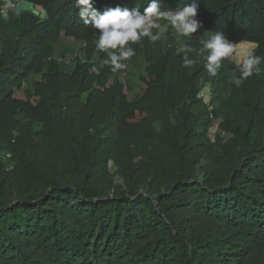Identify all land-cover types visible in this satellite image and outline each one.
Listing matches in <instances>:
<instances>
[{"label": "trees", "instance_id": "1", "mask_svg": "<svg viewBox=\"0 0 264 264\" xmlns=\"http://www.w3.org/2000/svg\"><path fill=\"white\" fill-rule=\"evenodd\" d=\"M18 2L45 16L0 0V264H264V0H155L198 4L208 32L256 46L260 70L238 87L229 58L209 75L202 43L142 37L125 46L146 62L135 101L78 0ZM62 34L85 43L72 69Z\"/></svg>", "mask_w": 264, "mask_h": 264}, {"label": "clouds", "instance_id": "2", "mask_svg": "<svg viewBox=\"0 0 264 264\" xmlns=\"http://www.w3.org/2000/svg\"><path fill=\"white\" fill-rule=\"evenodd\" d=\"M78 4L83 6L80 16L85 17L90 15L93 26L100 30V37L97 42L98 48L101 50H119V55L115 52H109L111 64L114 66L112 68L113 72L125 67L124 64L120 63L121 60H127L134 56L133 49L125 47L130 42L137 43L142 37H150L153 41L160 38L158 34L153 35L151 32L152 28H161V24L158 21H168L181 37H189L191 34L196 33L200 27L198 21L194 19L198 8V4L196 3L176 12H161L158 4L153 0L144 10L143 15H141L138 9L130 11L126 7L109 8L101 13L92 8L91 0H78ZM5 7L19 14L23 10L24 5L19 4L18 0L17 2L6 0ZM239 46L237 43L230 42L223 32H211V35L203 43V49L210 50V54L207 57L209 75L215 76L221 61L233 55L238 57L237 65L240 67L241 72L240 78L235 80L238 87L244 80L252 76L254 72H259L261 57L255 51H247L241 54L238 52ZM184 50V48H181V51ZM187 50L191 51L190 48ZM193 63L194 61L187 58L184 60L186 66H190Z\"/></svg>", "mask_w": 264, "mask_h": 264}, {"label": "rangeland", "instance_id": "3", "mask_svg": "<svg viewBox=\"0 0 264 264\" xmlns=\"http://www.w3.org/2000/svg\"><path fill=\"white\" fill-rule=\"evenodd\" d=\"M4 1L6 2V0ZM19 4L24 5L22 11H33L40 17L45 16V12L41 11L40 9H35L32 5L28 3ZM194 19L198 21L200 27L197 29L196 33L191 34L189 37H181V35L175 30V28L168 21L165 20L158 21L161 24V28H152L151 32L153 35L158 34L160 36L158 41L162 42H167L169 39L173 38L178 43L197 42L203 44L204 41L208 38V36L211 35V33L204 28L198 15H196ZM239 45L240 46L238 48V52L241 54L247 51H256L255 45L247 44L245 42L240 43ZM84 48V42L77 41L74 38L66 37L62 34L56 46V57L62 62H64L67 67H70L72 69L76 58H80L81 60L86 59ZM229 60L236 66H238V57L236 55L229 57ZM145 68L146 62L144 60V57L140 55V53L134 52V56L129 59V62L123 68V71L117 76L118 81L124 85L125 94L127 95L130 101H135L139 99L145 92L146 86L140 81V77L144 75ZM40 80V76L34 75L29 81L26 82L25 86H23L24 88L21 91L15 92V97L18 99L25 100L26 97L23 92L25 90H31L32 84ZM112 83L113 78L110 80L109 85H111ZM209 90L211 92L210 86L207 85L201 93L207 94ZM218 133V122L215 121L211 129V138L214 139L215 135H217ZM222 137L225 141L229 139V136L226 135H223Z\"/></svg>", "mask_w": 264, "mask_h": 264}, {"label": "built area", "instance_id": "4", "mask_svg": "<svg viewBox=\"0 0 264 264\" xmlns=\"http://www.w3.org/2000/svg\"><path fill=\"white\" fill-rule=\"evenodd\" d=\"M200 96H201V98H210L211 92L209 90V92L207 94H203V95L200 94ZM5 158L9 159V158H11V155L10 154H5Z\"/></svg>", "mask_w": 264, "mask_h": 264}]
</instances>
